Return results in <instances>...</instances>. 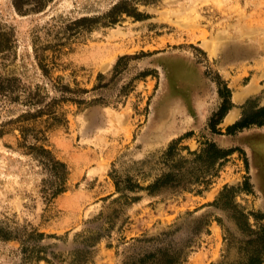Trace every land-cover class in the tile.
<instances>
[{
  "label": "rangeland",
  "instance_id": "374dc122",
  "mask_svg": "<svg viewBox=\"0 0 264 264\" xmlns=\"http://www.w3.org/2000/svg\"><path fill=\"white\" fill-rule=\"evenodd\" d=\"M118 1L19 0L18 10L0 0V82L13 85L0 88V226L19 235L0 236V264H20V236L31 229L55 235L39 241L52 264H69L89 232L99 237L86 245L85 264H164V251L174 264H232L252 234L233 206L212 201L245 175L253 192L236 189L233 199L258 227L263 127L218 133L208 120L220 102L216 81L233 92L250 80L256 57L264 68V0H128L145 16L123 12L111 22L105 12ZM93 15L100 17L92 26L71 29L76 18ZM60 84L85 88L70 94L81 102L61 99ZM247 97L264 103V86ZM246 98L232 97L237 117ZM52 99L51 112L20 117ZM224 117L222 131L237 118ZM185 133L179 144L189 149L210 139L243 148L247 163L236 149L207 185L118 198L112 169L124 176L147 157L157 169L155 157ZM30 144L65 162V190L52 195L55 176Z\"/></svg>",
  "mask_w": 264,
  "mask_h": 264
},
{
  "label": "trees",
  "instance_id": "16d2710c",
  "mask_svg": "<svg viewBox=\"0 0 264 264\" xmlns=\"http://www.w3.org/2000/svg\"><path fill=\"white\" fill-rule=\"evenodd\" d=\"M19 0H15V6L20 9ZM127 13L135 18H143L144 12L136 9L135 6L130 5L128 0H120L112 5V7L105 12V16L109 17L111 22L117 19L120 13ZM100 16H81L76 18L71 23L74 25L71 29L76 27H90L95 23ZM4 47L0 43V48ZM2 49V48H1ZM40 67L46 70L43 63L39 62ZM217 82V92L220 98L217 109L210 115L208 126L214 132L218 133H235L242 128L251 126H261L264 124V103L259 104L256 102V97H247L239 106L241 107L240 115L231 123L224 127V131L218 127L228 110L234 106L232 100V89L226 81L220 80ZM4 83V84H3ZM9 81L0 82V88L8 87L9 90L13 85L8 84ZM56 87V84L53 83ZM61 90V99L71 98L75 101L81 102L79 98L70 96L72 93L85 91V88H75L67 84L58 85ZM52 99L47 102L44 107H39L35 112H26L20 117L29 118L36 117L44 113L51 112L50 105L55 102ZM48 109V110H47ZM185 133L181 136L173 138L165 148L155 157V162L160 163V167L156 169L155 163L152 162V157L135 160L133 166L134 172L126 173L124 176L117 174L115 169L110 171L111 177L114 181L115 189L119 192L118 198L125 200H137L142 194L138 191H145L147 194L158 196L166 191H179L189 190L192 186L197 184H208L212 176L216 175L220 166L227 159L228 155L234 150H238L244 157L245 151L243 148L238 147H223L216 143L214 140L205 139L201 140L200 146L197 149H189L186 144H179L181 139L188 136ZM29 149L31 152L39 157H42L44 162L52 170L55 180L51 188L52 195L65 190V173L66 164L62 160L54 157L51 151L43 144H30ZM185 150V153L182 151ZM236 189L252 193V184L249 181V176L245 175L241 184H225L220 190L212 203H221L223 205L233 206L235 208V216H237L238 225L243 229H248V233L252 234L246 239L244 245L243 255L232 264H260L264 260V213L256 214V219H260L257 228H251L248 221V214L242 208L234 203V192ZM79 234V233H78ZM47 235L55 236L54 234H46L43 231L35 229L25 230V234L20 236L21 243V262L20 264H28L31 259L38 262L40 260L52 264V258L47 254V244H39V241ZM0 236L4 239H10L12 236L19 237L17 234H12L11 231L6 230L0 226ZM99 237V233L89 232L83 234L82 241L84 246L82 248H74L71 252L69 264H85L88 256L86 255V245H93ZM33 240V242H31ZM53 253V252H52ZM164 254V264H174L176 256L169 254L167 251ZM54 254V253H53ZM151 254V253H150ZM149 255V254H148Z\"/></svg>",
  "mask_w": 264,
  "mask_h": 264
},
{
  "label": "crops",
  "instance_id": "0c3cea01",
  "mask_svg": "<svg viewBox=\"0 0 264 264\" xmlns=\"http://www.w3.org/2000/svg\"><path fill=\"white\" fill-rule=\"evenodd\" d=\"M260 59L261 58L256 57V59L254 61L253 66L255 68H254V72L251 74L250 80L247 83L241 85L239 88L233 90L232 97H233V100L235 101V103L241 102L244 98H246L250 94L257 93L261 89V87L264 86V68L262 67V63H261ZM260 82H262L263 84H260ZM236 91H242V94L240 96H236L235 95ZM231 110H233V111L236 110V115H237V107L236 106H233L231 109H229V111H231ZM236 115L233 119H235L237 117ZM233 119L229 120L228 122L233 121ZM260 127H263V128L261 130V133H259V134H264V124L261 125ZM261 143H263V142L260 140L259 143L257 144V146L259 147ZM252 153L254 154L253 150H252ZM253 158H254V156H253ZM255 169H256V166H255ZM257 172H258V170L254 172V177H255L256 182L258 180V177L256 178V176L258 175ZM257 189L259 190V188H257Z\"/></svg>",
  "mask_w": 264,
  "mask_h": 264
},
{
  "label": "bare ground",
  "instance_id": "6f19581e",
  "mask_svg": "<svg viewBox=\"0 0 264 264\" xmlns=\"http://www.w3.org/2000/svg\"><path fill=\"white\" fill-rule=\"evenodd\" d=\"M237 94V93H236ZM238 110V109H237ZM235 115H236V110H231V111H229L228 112V114L226 115V117H225V120L226 121H229V120H232L234 117H235Z\"/></svg>",
  "mask_w": 264,
  "mask_h": 264
},
{
  "label": "flooded vegetation",
  "instance_id": "af4514ba",
  "mask_svg": "<svg viewBox=\"0 0 264 264\" xmlns=\"http://www.w3.org/2000/svg\"><path fill=\"white\" fill-rule=\"evenodd\" d=\"M15 0H13V5L15 6ZM19 6H20V3H19ZM15 8H16V6H15ZM17 9V8H16ZM18 10H21V7H20V9H18Z\"/></svg>",
  "mask_w": 264,
  "mask_h": 264
}]
</instances>
